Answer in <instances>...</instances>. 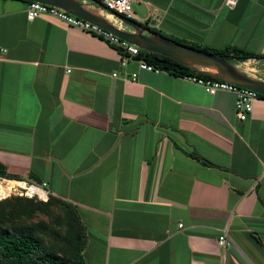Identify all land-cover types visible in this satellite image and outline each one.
<instances>
[{"label": "crops", "instance_id": "0c3cea01", "mask_svg": "<svg viewBox=\"0 0 264 264\" xmlns=\"http://www.w3.org/2000/svg\"><path fill=\"white\" fill-rule=\"evenodd\" d=\"M26 4L0 0V163L74 205L80 264H264V97L238 119L231 92L120 65L102 37L28 19ZM131 12L170 38L264 53V0H133ZM262 59L237 63L255 75Z\"/></svg>", "mask_w": 264, "mask_h": 264}, {"label": "trees", "instance_id": "16d2710c", "mask_svg": "<svg viewBox=\"0 0 264 264\" xmlns=\"http://www.w3.org/2000/svg\"><path fill=\"white\" fill-rule=\"evenodd\" d=\"M172 39L234 62L264 57V53L245 50L234 45L211 47L179 38ZM138 55L153 66L173 73L195 72L177 60L156 52L140 49ZM197 74L210 77L198 72ZM258 96L264 97L261 94ZM201 161L209 163L202 157ZM0 175L8 178L17 176L6 172L2 163H0ZM38 212L52 220L56 229H51L49 232L45 228L46 221H28ZM1 227L4 229L0 230V264H80L82 261L81 249L85 241L83 224L74 205L60 197L49 194L43 200L34 196L9 194L0 198ZM45 235L49 237L44 239Z\"/></svg>", "mask_w": 264, "mask_h": 264}, {"label": "water", "instance_id": "95a60500", "mask_svg": "<svg viewBox=\"0 0 264 264\" xmlns=\"http://www.w3.org/2000/svg\"><path fill=\"white\" fill-rule=\"evenodd\" d=\"M55 5L78 17L96 23L141 49L177 60L195 72L250 88L264 96V78L246 72L237 62L219 57L209 51L178 42L152 30L148 24L117 13L98 0H37ZM108 12L121 25L100 13ZM264 58V57H263Z\"/></svg>", "mask_w": 264, "mask_h": 264}, {"label": "built area", "instance_id": "2783aa9c", "mask_svg": "<svg viewBox=\"0 0 264 264\" xmlns=\"http://www.w3.org/2000/svg\"><path fill=\"white\" fill-rule=\"evenodd\" d=\"M98 1L101 4L105 5L107 8L117 13L132 17L130 4L133 0ZM235 2L236 0H223V4L229 8H231L235 4ZM25 14L28 19H31L34 16L40 14H48L62 20L66 24L78 27L89 33H93L102 37L107 43L112 44L117 48L120 65H124L128 58L133 57L136 59L140 68L147 70L158 69V67L153 66L151 63L147 62L143 57L138 55L140 48L135 44L118 37L117 35L97 25L96 23L78 17L55 5L47 4L37 0H28L25 7ZM117 25H121L120 21H118ZM114 75L115 73L113 72L112 76ZM134 76L135 72H131L129 74L130 78H133ZM180 76L187 81L200 85L204 91L210 94L214 93L217 90H225L231 92L233 94V111L238 119H244L246 117V115L251 111L253 100L257 98L259 94L250 88L236 85L228 81L214 78L212 76L203 77L202 75H198L197 72L182 73L180 74ZM12 179L21 180L22 184L15 182L13 186L8 187L7 191L1 193L0 198H3L9 194H18L29 197L34 196L36 198L45 200L50 194V190L46 187V182L43 180L35 181L27 176L16 177ZM7 180L8 178L6 176L0 175V184L6 185ZM15 188H17V190H14L12 193H10L12 189ZM217 243L221 246L226 245L224 233H221L217 236Z\"/></svg>", "mask_w": 264, "mask_h": 264}, {"label": "rangeland", "instance_id": "374dc122", "mask_svg": "<svg viewBox=\"0 0 264 264\" xmlns=\"http://www.w3.org/2000/svg\"><path fill=\"white\" fill-rule=\"evenodd\" d=\"M133 2V1H132ZM131 2V3H132ZM130 7H131V4H130ZM260 62V66H259V70H257L256 72H254L255 73V75H258V76H261L262 78H264V59H262V60H260L259 61ZM247 67H249V66H247ZM252 72V71H251ZM248 73H250V72H248ZM252 74V73H251ZM31 179H33V180H35V181H39V180H37V179H34V178H31ZM14 190H17V188H15V189H12V191L10 192V193H12ZM11 195V194H10ZM54 210H56V209H54ZM38 220H42L43 222L44 221H46L47 223H46V226H45V228L49 231V232H51V229L53 230L54 228L56 229V227H54V222L52 221V220H49L44 214H42L41 212H38V213H35V215L32 217V218H30V219H28V221H38ZM4 228L3 227H1L0 228V230H3ZM39 233H41V232H39ZM47 237H49V235H45L44 236V239L45 238H47Z\"/></svg>", "mask_w": 264, "mask_h": 264}, {"label": "bare ground", "instance_id": "6f19581e", "mask_svg": "<svg viewBox=\"0 0 264 264\" xmlns=\"http://www.w3.org/2000/svg\"><path fill=\"white\" fill-rule=\"evenodd\" d=\"M15 182L22 184L21 180H17V179H8L6 181V185L0 184V197H1V193L7 191L8 187L13 186Z\"/></svg>", "mask_w": 264, "mask_h": 264}, {"label": "clouds", "instance_id": "9594fccd", "mask_svg": "<svg viewBox=\"0 0 264 264\" xmlns=\"http://www.w3.org/2000/svg\"><path fill=\"white\" fill-rule=\"evenodd\" d=\"M130 18H132V17H130ZM144 23H146V22H144ZM134 44V43H133ZM137 46V45H136ZM140 48V47H139ZM141 49V48H140ZM8 178V177H7ZM14 178V177H13ZM8 179H12V178H8ZM51 194V193H50Z\"/></svg>", "mask_w": 264, "mask_h": 264}]
</instances>
